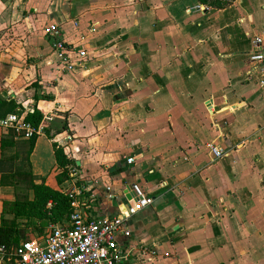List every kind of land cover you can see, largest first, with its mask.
Returning <instances> with one entry per match:
<instances>
[{"label": "crops", "instance_id": "crops-1", "mask_svg": "<svg viewBox=\"0 0 264 264\" xmlns=\"http://www.w3.org/2000/svg\"><path fill=\"white\" fill-rule=\"evenodd\" d=\"M52 25L87 52L72 72L53 64ZM257 38L264 0H0V104L42 113L30 154L37 184L66 191L77 179L101 216L128 207L127 184L155 198L119 237L122 264H264V86L249 62ZM28 141L0 129V160L21 168ZM54 143L78 173L61 185ZM3 175L0 226L18 193Z\"/></svg>", "mask_w": 264, "mask_h": 264}, {"label": "built area", "instance_id": "built-area-1", "mask_svg": "<svg viewBox=\"0 0 264 264\" xmlns=\"http://www.w3.org/2000/svg\"><path fill=\"white\" fill-rule=\"evenodd\" d=\"M45 32L54 52L53 64L60 73L72 72L81 66L87 58L86 50L67 43L57 25L49 26ZM249 62L260 75L259 85L264 86V43L260 38L254 42ZM207 107L213 111L212 102H208ZM0 128L17 139L31 140L41 133L43 126H33L27 121L26 113H11L0 118ZM210 151L215 161L223 157L224 152L214 146ZM134 162V158L127 159L128 165ZM70 171L73 178L78 174L74 167H70ZM62 192L67 193L72 202L70 218L51 225L41 235L30 234L17 246L0 244V264H122L129 259V253L119 244V237H130L129 221L154 204L155 198L147 189L137 183L127 184L121 196L127 199L128 207L115 216H101L96 195L91 194L87 184L77 185V179L70 190ZM107 192L111 200L118 197L111 188H107Z\"/></svg>", "mask_w": 264, "mask_h": 264}, {"label": "trees", "instance_id": "trees-1", "mask_svg": "<svg viewBox=\"0 0 264 264\" xmlns=\"http://www.w3.org/2000/svg\"><path fill=\"white\" fill-rule=\"evenodd\" d=\"M200 1L207 3L209 0ZM17 108L18 106L12 102L1 103L0 118L15 112ZM27 121L38 128L43 121L42 113L35 110L34 113L27 116ZM7 136L12 137V133H8ZM36 139L37 137H34L23 146L27 156L25 157V152H23L21 168H14V158L0 160V173L7 174L3 175L2 184L13 186L18 191L15 202L5 204V214L12 215L13 219L3 217L0 226V244L6 246L19 245L21 241L29 238L28 235L32 231L41 235L44 231L40 227L41 223L61 224L68 220L73 212L72 202L67 193L53 189L45 182L40 184L35 182L36 179L31 172L30 154ZM1 146H13V142L3 140ZM54 148L57 165L62 170V173L57 177V182L61 185L70 179L68 167L74 161L67 157L64 148L58 143H54ZM20 186H24V189L21 190ZM30 192L33 193V199L29 198Z\"/></svg>", "mask_w": 264, "mask_h": 264}, {"label": "rangeland", "instance_id": "rangeland-1", "mask_svg": "<svg viewBox=\"0 0 264 264\" xmlns=\"http://www.w3.org/2000/svg\"><path fill=\"white\" fill-rule=\"evenodd\" d=\"M1 129V128H0ZM1 131H3L2 129H1ZM21 188H24L23 186H20ZM50 226H51V224H49V223H41L40 224V227L41 228H43L44 229V231H47L49 228H50ZM32 234H33V236H36L38 233H36V232H33L32 231Z\"/></svg>", "mask_w": 264, "mask_h": 264}]
</instances>
